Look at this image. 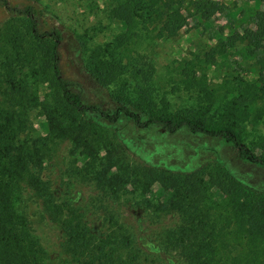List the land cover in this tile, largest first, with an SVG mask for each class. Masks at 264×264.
<instances>
[{"label": "trees", "instance_id": "16d2710c", "mask_svg": "<svg viewBox=\"0 0 264 264\" xmlns=\"http://www.w3.org/2000/svg\"><path fill=\"white\" fill-rule=\"evenodd\" d=\"M28 1L12 5L0 0L9 14L0 26V264H48L14 206L20 183L32 190L59 228L61 248L73 264H170L161 254L175 264H264V192L241 183L217 163L175 173L131 160L99 122L127 120L137 128L157 125L169 134L185 128L221 139L237 159L264 167V152L256 150L254 141L246 142L245 131V125L254 129L264 123L263 74L255 81L230 74L213 85L193 65L185 66L170 93L184 99L173 108L159 87L153 85L151 96L139 85L130 86L123 59L143 37L141 31L160 26L158 36H163L162 31L182 28L186 17L181 10L188 1L110 0L104 12L122 31L102 44L87 46L83 36L76 38L84 73L107 92L113 108L86 104L60 68L62 30L46 27L42 18L50 11L41 1ZM257 6L251 27L227 40L230 49L235 40L240 43L245 59L264 54V0H258ZM224 46L216 53L229 58ZM39 87L46 97L43 104ZM136 91L142 93L133 98ZM39 107L47 133L35 138L30 117ZM59 142L72 144V151H80L82 157L60 173V190L53 187L47 167ZM72 177L93 187L88 209L74 205L67 195L64 188ZM154 183L167 193L153 203L144 197ZM140 194L143 197L135 199ZM121 200L124 206L134 200L155 220L167 215L177 218V224L155 234V252L136 244L123 213L111 203ZM89 210L98 212L99 229L91 225Z\"/></svg>", "mask_w": 264, "mask_h": 264}, {"label": "rangeland", "instance_id": "374dc122", "mask_svg": "<svg viewBox=\"0 0 264 264\" xmlns=\"http://www.w3.org/2000/svg\"><path fill=\"white\" fill-rule=\"evenodd\" d=\"M12 5L28 4V0H8ZM50 11V15L42 18L46 27H59L63 32V42L60 46V68L63 76L75 83L77 90L83 96L86 104H99L113 108L112 99L107 92L95 84L83 71L77 54L78 42L76 36H83L86 45L108 43L117 36L122 28L108 20L104 12L110 0H39ZM181 12L186 17L185 24L176 31H162L160 26L146 33L126 50L123 64L127 69L126 79L130 86L139 85L148 94L154 96L153 85L159 87L169 99L172 107L182 103L173 91L181 69L192 66L195 70L206 74L210 84H218L224 77L242 75L247 81H255L258 75L264 76V54H256L245 59V52L240 43L235 40L234 48L230 49L227 41L251 27L250 19L259 9L258 0H187ZM200 4L199 8H196ZM36 5V4H35ZM43 6L36 5V8ZM44 8V7H43ZM42 8V9H43ZM37 9V11H39ZM198 10L202 13L197 14ZM204 11L207 13L203 14ZM9 14L0 7V26L7 20ZM207 16V19H202ZM224 44L230 51L229 58H221L216 50ZM198 74V72H197ZM199 75V74H198ZM175 80V81H174ZM176 82V84L174 83ZM131 89V87L129 88ZM143 89V90H144ZM142 91L133 92L137 98ZM39 102L45 103L43 87L38 89ZM179 95V94H178ZM1 101V94H0ZM40 107L31 113L33 124L32 136L37 138L47 133L45 120L39 116ZM92 119L87 116V119ZM86 118H81L84 121ZM104 129L120 144L131 160L139 161L153 168H163L175 173H189L206 164H219L241 183L264 192V167L248 161L237 159L225 141L205 135L194 134L183 128L174 134L167 133L163 127L152 125L137 128L127 120H119L114 124H106L99 120ZM247 140L255 144L258 152H264V123L254 129L245 125ZM258 136V137H257ZM72 144L59 142L55 148L54 157L47 164L54 188L59 187L60 173L71 163L82 160L80 151H72ZM72 203L88 209V203L93 199L95 191L92 186L82 184L76 178H71L70 186L64 188ZM62 188L61 191L63 192ZM60 190V189H58ZM145 199L151 202L159 201L166 195V189L159 183H154ZM141 195V194H140ZM135 196L140 199L142 195ZM134 202V200L132 201ZM132 202L124 206V202L114 203L115 209L123 216V221L131 227L138 247L155 252L153 242H157L155 234L161 229L169 228L178 223L175 216H161L155 220L151 214L144 212ZM97 206V204L95 203ZM100 205V204H98ZM123 205V206H122ZM17 214L24 216L29 234L42 250L43 260L48 264H73L70 255L61 248V232L42 209L40 200L32 190L24 184H19L17 199L14 202ZM89 221L93 228L99 229L101 219L98 212L91 210ZM150 248V249H148ZM170 264H175L173 258L161 254Z\"/></svg>", "mask_w": 264, "mask_h": 264}]
</instances>
